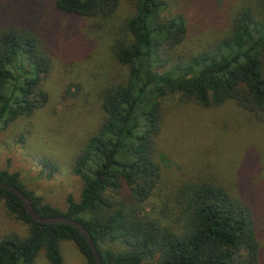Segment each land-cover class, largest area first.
I'll return each mask as SVG.
<instances>
[{
    "label": "trees",
    "instance_id": "obj_1",
    "mask_svg": "<svg viewBox=\"0 0 264 264\" xmlns=\"http://www.w3.org/2000/svg\"><path fill=\"white\" fill-rule=\"evenodd\" d=\"M121 1L0 0L1 128L30 118L48 101L42 82L51 70L46 42L51 26L42 15L103 21ZM219 1L129 0L133 13L125 20L126 37L113 49L115 62L128 74L102 92V123L75 158L72 172L82 182L78 201L68 195L61 211L27 190L18 173L0 170V182L18 188L39 216L79 222L102 264H260L249 204L219 181L185 182L174 223L148 210L161 178L156 137L168 98L179 95L202 109L231 104L248 124H264V0L242 3L224 16L214 41L207 39L195 52L180 51L190 32L188 8L204 11L202 6L217 7ZM48 2L53 13L41 8ZM40 163L47 178L56 172L53 162ZM0 200L28 225L27 237L0 239V264H34L41 250L49 264H63L60 244L66 241L85 264H94L75 228L32 221L21 201L1 188Z\"/></svg>",
    "mask_w": 264,
    "mask_h": 264
},
{
    "label": "rangeland",
    "instance_id": "obj_2",
    "mask_svg": "<svg viewBox=\"0 0 264 264\" xmlns=\"http://www.w3.org/2000/svg\"><path fill=\"white\" fill-rule=\"evenodd\" d=\"M250 2L220 0L217 7L202 6L204 11L188 8L190 32L180 51L195 52L207 39L214 41L226 22L223 17ZM41 8L52 12L50 2ZM132 13L129 0H122L114 16L103 21L57 16L50 20L42 15L51 26L46 41L51 70L42 82L48 101L30 118L0 127V170L18 173L27 190L61 211L68 195L74 201L80 198L82 182L72 168L102 123V92L122 83L128 74L127 67L115 62L113 49L115 41L126 37L125 20ZM162 108L156 137L161 178L148 210L174 223L179 219L177 196L185 182L219 181L249 204L259 262L264 264V124H248L243 112L231 104L202 109L179 95L168 98ZM42 159L56 166L48 178L42 173ZM10 235L27 237L28 225L14 219L0 200V239ZM60 254L63 264H85L72 242H62ZM34 264H49L43 250Z\"/></svg>",
    "mask_w": 264,
    "mask_h": 264
},
{
    "label": "water",
    "instance_id": "obj_3",
    "mask_svg": "<svg viewBox=\"0 0 264 264\" xmlns=\"http://www.w3.org/2000/svg\"><path fill=\"white\" fill-rule=\"evenodd\" d=\"M0 188L9 192L10 194H12L13 196H15L17 199L21 201L24 211L26 212V214L32 221L38 224H61V225H66V226L75 228L77 232L80 234V236L87 243L92 253L94 264H102L100 255L98 253V250L90 234L75 219L68 218L66 216H55V217H48V218L41 217L34 211L31 201L18 188L12 185L4 184L2 182H0Z\"/></svg>",
    "mask_w": 264,
    "mask_h": 264
}]
</instances>
